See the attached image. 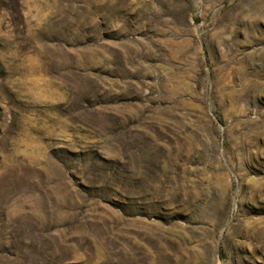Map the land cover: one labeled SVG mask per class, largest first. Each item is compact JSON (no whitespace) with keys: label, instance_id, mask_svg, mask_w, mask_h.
<instances>
[{"label":"rangeland","instance_id":"1","mask_svg":"<svg viewBox=\"0 0 264 264\" xmlns=\"http://www.w3.org/2000/svg\"><path fill=\"white\" fill-rule=\"evenodd\" d=\"M0 264H264V0H0Z\"/></svg>","mask_w":264,"mask_h":264}]
</instances>
